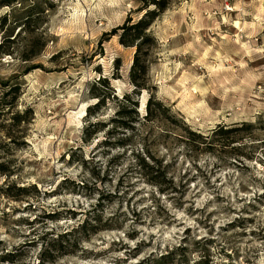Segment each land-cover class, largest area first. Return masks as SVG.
<instances>
[{
	"label": "rangeland",
	"instance_id": "374dc122",
	"mask_svg": "<svg viewBox=\"0 0 264 264\" xmlns=\"http://www.w3.org/2000/svg\"><path fill=\"white\" fill-rule=\"evenodd\" d=\"M138 7L16 0L0 10L10 13L0 42L36 13L33 32L14 39L15 56L0 57V84L20 87L0 120V264L14 250L13 264H38L43 242L84 221L98 232L53 264H264V0H172L150 28L157 44L148 90L136 98L140 124L115 131L119 103L109 98L89 120L106 128L84 142L94 84L106 79L111 92L96 93L118 100L134 88V49L110 33L137 20ZM40 37L39 56L22 62V48ZM33 65L42 68L22 75ZM150 95L168 110L145 121ZM221 129L232 132L216 136ZM6 185L35 190L14 201Z\"/></svg>",
	"mask_w": 264,
	"mask_h": 264
},
{
	"label": "trees",
	"instance_id": "16d2710c",
	"mask_svg": "<svg viewBox=\"0 0 264 264\" xmlns=\"http://www.w3.org/2000/svg\"><path fill=\"white\" fill-rule=\"evenodd\" d=\"M139 2V7L137 9V12L140 14V16L137 18V20L133 21V19L129 16L122 25L114 28L112 32L110 33L111 36H117L118 37V43L120 46L124 48H130L134 49V55L132 64L129 69V82L134 87L133 90L130 93H127L123 95L119 100L118 97L111 94H105L101 95L96 93V89L98 90V86L102 88V90L107 89V92L110 91L109 83L106 79H99L91 88V96L92 99H95L96 102L87 107L86 109V116L88 118L86 128L83 134V141L88 142L91 137L96 135L99 132L104 131L106 128V124L100 121L96 122H89L91 118H96L99 110L105 106L106 99H113L118 101V110L114 114V118L111 119V124H114V130L115 131H129L134 130L141 122V118L138 115V103L136 98L138 94L142 90H148L147 89V74H148V57L149 54H151L152 49L156 46L157 42L156 39L153 37L151 33V26L153 23L158 20L166 10H168L172 0H137ZM16 0H0V10L3 8H13L15 6ZM42 14V12H39ZM26 17L22 19L24 22L19 23L18 25V31L16 33V37H18L19 34L27 35L33 31L30 30L29 26L30 23L35 22L36 19H32L34 16L35 10L29 9L28 13H26ZM38 15L37 17H39ZM10 13L6 12L3 15L0 16V31H3L7 22L9 21ZM18 24V23H17ZM12 37V32L7 33L3 37H1L0 42V57H14L16 52L14 51V37L12 40L10 39ZM39 38H34L29 42V45L27 44L25 47L22 48L23 51H21L20 59L22 62H31L35 58L39 56L42 49H44V40ZM28 42V40H27ZM116 68L115 70L120 69L119 60L115 61ZM42 67L38 65H33L31 67L26 68L22 75H26L27 73L40 69ZM0 87L2 89V95L0 96V120L2 116L9 110H11L12 107H14L13 100L17 98L19 93V85L10 86L8 83L0 84ZM13 96L14 99L8 101L4 100L8 96ZM148 103H146V116L142 118L145 121H149L151 119H159L160 116H162L163 111H167L168 109L165 108L161 103L154 101V97L152 95L149 96ZM23 115H28L31 113L30 110H26ZM173 116V117H172ZM171 116V122L175 123L177 121H173L175 119V116ZM12 121V127L17 126L21 121L19 119V116L13 115L11 118ZM182 124V123H181ZM182 130L185 134H187L190 137L197 138L199 141H204L205 137L202 135L193 134L192 131L187 129L184 124H182ZM230 130H219L216 132L217 135H227L231 133ZM10 139V137L8 138ZM10 141H12L10 139ZM202 144V143H201ZM7 173L3 170V165L0 163V175L6 176ZM34 189L35 187H16L15 185H6V187L3 190V196L12 199L14 201H20L22 198H25L28 196V192ZM12 191H15L16 193H12ZM95 215L91 217L90 220L94 222H100V216L96 215L97 213L94 212ZM48 218L51 220H57L58 219V213H53L48 215ZM89 231V233H97V229L93 227L90 223L84 221L81 225H79L76 229H72L70 233H62L57 234L55 238H50L47 242H43L45 240L42 239L43 243L42 249L40 248V260L38 264H53L57 258L69 254L68 249L76 247L78 243L83 240L82 238H85L87 236L86 232ZM31 244V243H30ZM31 246V245H30ZM17 256L16 250L13 252H9L6 254L5 257L2 258V260L8 264H13L15 262V258Z\"/></svg>",
	"mask_w": 264,
	"mask_h": 264
}]
</instances>
